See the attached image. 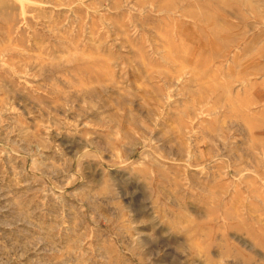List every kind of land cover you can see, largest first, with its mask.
Instances as JSON below:
<instances>
[{
    "label": "rangeland",
    "instance_id": "1",
    "mask_svg": "<svg viewBox=\"0 0 264 264\" xmlns=\"http://www.w3.org/2000/svg\"><path fill=\"white\" fill-rule=\"evenodd\" d=\"M0 264H264V0H0Z\"/></svg>",
    "mask_w": 264,
    "mask_h": 264
}]
</instances>
